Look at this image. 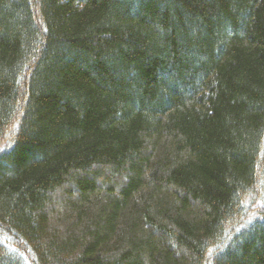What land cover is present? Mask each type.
Instances as JSON below:
<instances>
[{
  "label": "trees",
  "instance_id": "1",
  "mask_svg": "<svg viewBox=\"0 0 264 264\" xmlns=\"http://www.w3.org/2000/svg\"><path fill=\"white\" fill-rule=\"evenodd\" d=\"M0 234L30 264H264V0H0Z\"/></svg>",
  "mask_w": 264,
  "mask_h": 264
},
{
  "label": "rangeland",
  "instance_id": "2",
  "mask_svg": "<svg viewBox=\"0 0 264 264\" xmlns=\"http://www.w3.org/2000/svg\"><path fill=\"white\" fill-rule=\"evenodd\" d=\"M12 238L13 237L8 236L7 234H0V244L7 246V249L10 251V253L16 252L18 256L23 259L25 264H30L27 260V255L23 254V252L17 249L16 244L13 242Z\"/></svg>",
  "mask_w": 264,
  "mask_h": 264
}]
</instances>
